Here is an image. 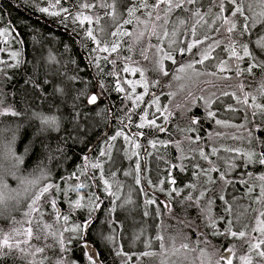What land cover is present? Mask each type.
Instances as JSON below:
<instances>
[{
  "label": "trees",
  "instance_id": "16d2710c",
  "mask_svg": "<svg viewBox=\"0 0 264 264\" xmlns=\"http://www.w3.org/2000/svg\"><path fill=\"white\" fill-rule=\"evenodd\" d=\"M132 1L113 6L121 15L112 23L108 0H0V191L14 197L0 207V241L7 235L12 244L0 248V264H89L90 254L98 264H164L160 252L166 248L176 258L180 243L195 259L186 264H197L199 254L214 263L231 248L237 257H250L251 264H264L259 249L227 232L230 227L249 234L257 212L264 213V107H257L264 106L260 6L247 0H184L182 5L166 0L168 16L183 7L182 34L174 47L161 48L163 71L147 63V73L150 91L169 103L172 113L162 134L152 126L140 128L147 152L137 158L122 124L137 121L138 111L128 114L127 93L117 90L120 64L96 55L97 41L114 31ZM83 3L91 5L86 8L90 24L76 20ZM145 4L153 8L158 0ZM237 4L244 14L233 16ZM201 16L208 19L210 36L189 51L190 29L197 32ZM232 24L236 27L229 32ZM89 28L95 41L86 35ZM151 42L156 51L159 37ZM245 44L250 56L244 55ZM201 49L210 68L192 77L214 79L213 98L209 107L201 102L181 114L172 104L173 83L181 65L196 64ZM166 51L171 60L165 61ZM91 93L98 96L95 104H88ZM45 117H56L58 127L44 123ZM118 131L123 135L116 136ZM97 163L100 167H92ZM34 179V185L21 183ZM49 183L59 191L50 189L33 211L35 194ZM78 184L84 187L75 190ZM76 200L83 206L75 207Z\"/></svg>",
  "mask_w": 264,
  "mask_h": 264
},
{
  "label": "rangeland",
  "instance_id": "374dc122",
  "mask_svg": "<svg viewBox=\"0 0 264 264\" xmlns=\"http://www.w3.org/2000/svg\"><path fill=\"white\" fill-rule=\"evenodd\" d=\"M247 1L250 5L255 4L256 6H260L261 11H264V0ZM119 2H121V0H108L107 2L110 12L108 14L109 21L111 20L112 23H115L121 15L118 9L113 8V6H118ZM165 2L166 0H158V4L153 5V8L146 7L145 0H133L130 3H127V6H125L121 12L122 17L120 19V22L119 24H117L114 31L107 37H104V39H102L104 40L103 43H101L100 41H98L99 43H96V55L99 54L97 56L98 59L101 57L102 62H106L108 60L107 57H111L112 60L118 61V63L120 64L121 84L117 81L116 83H119V86L123 89V91H125V93H127L128 99L132 104L131 111L127 113L135 114V112L138 111V119H136L137 121H135V119L132 120L129 118L122 124L129 131L127 143L131 146L137 158H140L144 154V146L140 145V143H142L141 141L143 137V133L142 131H140V128H143L144 126H152L154 128V133L155 131L158 132V128L162 125H165L172 113V108L169 106V103H161L159 96L153 95L150 91V87L148 84L149 78L147 73L150 63L152 65L160 67L161 63L159 62L158 56L160 55L159 52L161 51L163 45L168 44L167 46L174 47L176 36L178 34H182L181 28L183 25V21L185 20L182 17V12L184 11L183 7L177 14L168 16V13L166 12ZM183 2L184 0H179L180 5H182ZM84 5V3L81 5V11L79 13L81 15V18L83 16L92 17L91 13L87 12V7H84ZM129 9H135V11L130 14ZM198 10H196L195 12H198ZM125 21L130 22L125 23ZM206 21H208V19H205L204 16H201L200 21L196 26L198 30L203 27L205 28L201 33H199L198 30L195 33V30L192 29L193 27H191L187 48L189 44L199 46V44L203 40H205L206 42L208 41V37L210 35L207 36V33L208 29L210 28H206ZM101 30L102 33H105L107 29L105 30L104 26H101ZM113 33H116V35H113ZM158 37L160 39V42L158 47L156 46L155 51V47L152 44L151 40L152 38ZM4 40H6V35L4 37ZM113 45H117L115 51L111 50ZM123 45L125 51L122 50ZM104 47H107L109 50L102 51L101 49H103ZM223 49L227 51V47L224 46ZM166 53L168 54V51H166ZM204 53L203 49L198 51L197 54H199L200 57L196 64L193 63V61L189 60V63L181 65L177 76L175 77V81L173 83V87H175V94L172 90L170 92L173 93L172 104L173 106H176L180 109L181 114H183V112L192 110L193 107L197 105H201V102L203 107L207 108L210 106V102L213 98L214 93V89H212V86L215 85L216 81L205 76H201L198 78L197 76L192 77L193 74L198 75L197 73L205 74V72L208 71V68H210V63L206 64L208 60L203 58L202 54ZM166 60L168 59L165 58V61ZM201 60H203L202 63L200 62ZM147 63H149V65H147ZM162 64L163 66H166L164 64V61L162 62ZM189 65H191V67H189ZM126 67L129 69V71H124ZM133 69H136L137 71H132ZM141 71L143 72V78L141 77ZM184 76L186 79L183 78ZM128 81H132L135 85L134 91L133 84H129ZM136 81H140V83L136 84ZM145 83L147 84V92H145ZM223 89L224 88H222V86L219 87L220 92L223 91ZM137 96H142V100H137ZM146 97H151L149 102H145ZM142 116H145V120L143 121L141 120ZM158 118H161L160 124H156V121L155 125H151L148 123V121L156 120ZM141 124H144V126L140 127ZM135 128L137 130H134ZM53 200H55V207L53 206V204L52 206L56 210V212H58V203L54 197L51 198V202ZM169 205L170 204L168 202H164L165 208H169ZM260 214L261 212H257L255 217V224L251 232H249V234H246V236L241 238V240L248 241L250 244H253L256 243L259 239H264V236H261L259 232L253 231V229L256 227L257 218L260 217ZM181 246L182 244L180 243L178 245L180 252L179 255H176V258L172 257L167 252L166 248H164L160 252V255H162L164 259V264H177L172 261H178V264H186V262H193L195 260L192 256L189 258V256L182 251ZM233 250L234 254L225 251L222 255L231 256L233 264L237 260L239 261V264H242L240 257L246 255L237 257L235 253L237 249ZM259 250H262V247ZM217 260L219 259L217 258ZM196 261L197 264H216V261L213 263V260L201 254L197 255ZM221 264H223V262H221Z\"/></svg>",
  "mask_w": 264,
  "mask_h": 264
},
{
  "label": "snow or ice",
  "instance_id": "6c2138e0",
  "mask_svg": "<svg viewBox=\"0 0 264 264\" xmlns=\"http://www.w3.org/2000/svg\"><path fill=\"white\" fill-rule=\"evenodd\" d=\"M169 4L171 3V0H168ZM189 2L191 3L192 0H189ZM233 3H236V0H232ZM56 3L58 4L59 3V0H56ZM177 7H179V5H176ZM52 7H55V5H52ZM84 7H91V5H84ZM223 10V9H222ZM40 11L42 12H48L49 9L48 8H41ZM61 11H67V9H61ZM135 11V9H129V13L132 14L133 12ZM236 13H240L241 15L244 14L243 12V8L241 5L237 4L236 6V9L235 11L233 12V16L236 15ZM52 15H59L58 12H52L50 13ZM259 16L261 18H264V11H261L259 13ZM97 21L99 20V17L96 18ZM245 19L247 20V17H245ZM76 20H79V22L83 25L85 23V21H87L89 24L92 22V17L90 16H83L81 18V15L78 14L76 16ZM130 21H125V23H129ZM228 21H226L227 23ZM259 21H254V23H258ZM236 27L235 24H232V27L228 29L229 32H231L234 28ZM246 29H247V24H246ZM87 36H89L91 39H93L94 41L96 40V37L93 35V32H92V29L89 28L87 33H86ZM113 35H116V33H113ZM97 43H99L97 41ZM198 43V42H196ZM257 43L259 44V46L261 48H264V37H261L260 40L257 41ZM194 45L193 44H189L188 45V50L190 51L191 48L193 47ZM116 47L117 45H113L112 47V51H115L116 50ZM243 49H244V55L245 56H250L251 53L249 52V49H248V45L245 44L243 45ZM102 51H108L109 49L107 47H104L103 49H101ZM181 51L183 52L184 49H181ZM233 55H235V50H233L232 52ZM17 53H13V56H16ZM165 58L167 59H172L171 55L165 53ZM208 57L205 56L204 59H207ZM201 63L203 62V60L200 61ZM189 67H191V65H189ZM251 67H249V71H251ZM160 68H161V71H163V64L161 63L160 65ZM124 71H129V69L126 67L124 69ZM132 71H137L136 69H133ZM167 74V73H165ZM141 77L143 78V72L141 71ZM129 84H133L132 81H128ZM136 84H139L140 81H136L135 82ZM144 87H145V92H147V84L145 83L144 84ZM117 90L118 91H123V89L119 86V83H117ZM135 90V85L133 84V91ZM142 96H137L136 99L137 100H142ZM98 97L97 95H91L90 97H88V104H95L96 101H97ZM255 99V98H253ZM257 107H264V106H261V105H257ZM13 115H17V113L13 112L12 113ZM208 115L211 117L214 115V113L212 112H209ZM141 120H145V116H142L141 117ZM44 123L48 124L49 126L51 127H58V121H57V118L56 117H45L44 118ZM149 124L151 125H155V120H152V121H148ZM217 123H220V121H217ZM144 124H141L140 127H143ZM161 131H163V129H161ZM120 135H123L122 132H117L116 133V136H120ZM115 136L112 137L113 140H115ZM127 139V137H126ZM27 151V149H26ZM104 153L101 152V155H103ZM201 155L203 156V152H201ZM17 161L18 162H22V157H16ZM260 163L264 164V158H261L260 160ZM92 167L96 168V167H100V165L97 163V164H93ZM42 175H43V171H42ZM222 178H223V174H221ZM211 179V178H209ZM262 179H264V177H262ZM139 182V181H138ZM174 183V181H172ZM21 183H28V184H36L37 183V180H28V181H25V180H22ZM105 190L107 191L109 186H108V182L105 181ZM5 187H7L5 185ZM84 187L83 184H78L76 185V189L75 190H78L80 188ZM53 188H56L57 191H59V185H54V184H47L45 185L44 187H42L40 189V191L38 193L35 194V198L32 200V203L29 205V208L32 209L33 211H35V205L37 204V202L41 199V197H43L46 193H48L50 191V189H53ZM15 191V190H13ZM203 195V194H202ZM10 199H14V197L10 196V195H6L5 192L3 191H0V207H4L6 206V202ZM148 203H154V201H148ZM52 204L53 206L55 207V200L52 201ZM75 204V207L79 208V207H82L83 205L80 203V200H76L74 202ZM96 207H99V205L97 204ZM68 217H65V220H67ZM213 226H215V222L213 221ZM254 232H259L261 234V236H264V213H261L260 214V217L257 218V223H256V227L253 229ZM227 232L231 234V236L233 237H239V238H243L246 236V233L241 231L239 233L237 232H234L231 230V228L229 227V229H227ZM27 233H28V236L31 237L32 235V230L31 228L27 229ZM214 234H219V233H214ZM17 246H19V241L16 242ZM261 245H264V239H259L256 243H253L251 244V248H254V249H260L261 248ZM3 247H8V248H11L12 247V244H10L9 242V237L7 235H5L4 239L2 241H0V248H3ZM182 247L184 248H187L188 245L185 244V245H182ZM37 251H42V249H37ZM226 251H228L229 253H233L234 254V250L233 249H227ZM148 253H145V255H147ZM258 255L261 256V257H264V250H260L258 252ZM240 260L242 261V264H251V258L250 257H247V256H241L240 257ZM88 261H89V264H98V261L94 258V255L90 254L88 255ZM221 262H223V264H233V261H232V257L231 256H224V255H220V258L219 260L216 261V264H221Z\"/></svg>",
  "mask_w": 264,
  "mask_h": 264
},
{
  "label": "flooded vegetation",
  "instance_id": "af4514ba",
  "mask_svg": "<svg viewBox=\"0 0 264 264\" xmlns=\"http://www.w3.org/2000/svg\"><path fill=\"white\" fill-rule=\"evenodd\" d=\"M155 121H156V124H160L161 118H158V119H156ZM164 126H165V125H164ZM164 126L162 125L161 127H164ZM161 127L158 128V132H157V133H159V134H162V132H161V133L159 132V129H160ZM163 131H164V130H163ZM143 152H144V154H143V158H144V155H145V153L147 152L146 148L143 149Z\"/></svg>",
  "mask_w": 264,
  "mask_h": 264
},
{
  "label": "water",
  "instance_id": "95a60500",
  "mask_svg": "<svg viewBox=\"0 0 264 264\" xmlns=\"http://www.w3.org/2000/svg\"><path fill=\"white\" fill-rule=\"evenodd\" d=\"M91 95H97L96 93H91L88 97H90ZM98 97V96H97ZM98 100V99H97ZM87 101H88V99H87ZM161 129H163L164 130V127H161L160 129H159V132L161 133V132H163V131H161Z\"/></svg>",
  "mask_w": 264,
  "mask_h": 264
}]
</instances>
